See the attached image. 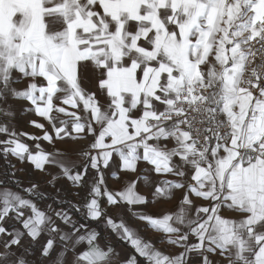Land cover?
Instances as JSON below:
<instances>
[{"label": "snow or ice", "instance_id": "obj_1", "mask_svg": "<svg viewBox=\"0 0 264 264\" xmlns=\"http://www.w3.org/2000/svg\"><path fill=\"white\" fill-rule=\"evenodd\" d=\"M0 137L10 169L85 191L0 181V264H264V0H0Z\"/></svg>", "mask_w": 264, "mask_h": 264}, {"label": "crops", "instance_id": "obj_2", "mask_svg": "<svg viewBox=\"0 0 264 264\" xmlns=\"http://www.w3.org/2000/svg\"><path fill=\"white\" fill-rule=\"evenodd\" d=\"M19 107V106H18ZM71 110V109H70ZM37 119L40 120L41 123H46L45 121L41 120L39 117L34 116L32 113H18V116L15 121H13V127L15 128L17 133H28L29 135H35L42 137V132L39 129H36L31 123L30 120ZM51 131V129H49ZM0 139H3V137H0ZM22 141L26 144H28L30 147H32L33 150H35V143L36 141H33L28 138V136H22ZM42 144V147L46 151H53V147L49 145L46 141H39ZM84 143H73V142H60L57 141L55 148L56 149H70L74 150L80 147L84 146ZM74 154V152H73ZM11 160V164L15 165V169H10L8 166V161L0 155V181H9L8 186L10 188H17V185L12 184L11 180L16 179L20 182V184L23 187H27L30 184H38L40 186V191L46 196L51 197L56 194L57 189L60 190L61 198H66L74 203H82V197L85 195L84 190H80V196L72 195L73 187L70 185V183L61 177L60 179L55 181V187L49 186V180L52 175H55L57 173V169L50 168L47 173L41 172L39 170H34L33 166L30 163H24L21 164L19 161H17L15 158H9ZM15 171V177H9L8 175H5L6 172L9 171ZM113 171H115V168H113ZM108 187L109 189H118L120 187V184L117 180L109 178L108 179ZM139 191L142 194H146L150 191V187L145 185L143 182L138 185ZM38 207L41 210H47V206L52 203V200L50 198L43 199L37 202ZM53 207L55 205L53 204ZM176 207V201H172L171 203H157L153 205L150 209V211L153 214L160 215L164 214L168 211L175 210ZM109 215L115 216L116 213L113 209H109ZM225 215H228V213H225ZM124 219L127 220V222L132 225L134 228H137L140 230L141 236L156 244L158 248H162L166 252L175 253L178 251V249L175 248H164L163 244L158 241V234H156L154 231L148 229L143 223L137 221L136 219H133L127 212L123 213ZM76 219H80L79 217H75ZM81 223H86V221L80 219ZM59 223V221H58ZM91 227L97 228L100 230H103L100 225L97 224H90ZM16 227H19V225H16ZM107 241L111 242L115 245L118 252H120L121 256H127L132 253V248L129 247L126 243H123L115 236H112L110 233L107 234ZM106 240L102 239L101 244L105 243ZM143 264V262H141Z\"/></svg>", "mask_w": 264, "mask_h": 264}]
</instances>
